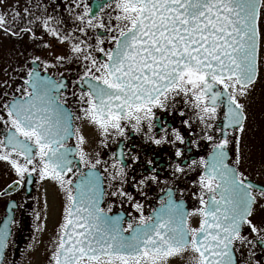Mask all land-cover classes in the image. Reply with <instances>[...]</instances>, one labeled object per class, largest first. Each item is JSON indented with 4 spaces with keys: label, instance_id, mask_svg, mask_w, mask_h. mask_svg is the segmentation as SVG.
I'll return each instance as SVG.
<instances>
[{
    "label": "snow or ice",
    "instance_id": "1",
    "mask_svg": "<svg viewBox=\"0 0 264 264\" xmlns=\"http://www.w3.org/2000/svg\"><path fill=\"white\" fill-rule=\"evenodd\" d=\"M0 170V264H264V0H0Z\"/></svg>",
    "mask_w": 264,
    "mask_h": 264
},
{
    "label": "flooded vegetation",
    "instance_id": "2",
    "mask_svg": "<svg viewBox=\"0 0 264 264\" xmlns=\"http://www.w3.org/2000/svg\"><path fill=\"white\" fill-rule=\"evenodd\" d=\"M257 121H259V116L258 118H256ZM88 131V130H86ZM252 138L253 139V143L255 144V148L257 149V154L259 153V148H260V144H259V136L258 134L253 136L252 132L247 133L246 135V139L248 141V139ZM249 142V141H248ZM251 143V142H249ZM3 171L0 170V189H3L4 187H6L7 183H10L11 178L4 183L5 180ZM38 186L36 184H33L31 186V196L32 197H36V191L38 190ZM47 190L48 193H53L54 189L51 185L47 184ZM13 198L16 199L17 201H20L21 196L23 195V193H13ZM6 199H0V222H2L3 218H4V211H5V203H6ZM43 203L39 200H29L28 204L26 205V209H25V213L23 214V216L19 215L17 216L18 219H22L24 221V225L21 229L17 230V229H13V236L10 237V248L8 249L9 252V259L10 260H15L17 262V264H21L22 259H24V257L27 255V253L29 252L28 250V245L30 243H33V233L31 231V220L32 217L28 215V213H30L32 211L33 207H36L38 210L42 208ZM189 206H191V202L189 201ZM59 216V215H58ZM54 217V216H53ZM57 219L56 215L55 218L52 219V223L53 220ZM50 222V219L48 221V224ZM52 223L50 222V225H52ZM36 236L38 239H41V241H45L46 237L48 236V233H44L43 235L36 233Z\"/></svg>",
    "mask_w": 264,
    "mask_h": 264
},
{
    "label": "rangeland",
    "instance_id": "3",
    "mask_svg": "<svg viewBox=\"0 0 264 264\" xmlns=\"http://www.w3.org/2000/svg\"><path fill=\"white\" fill-rule=\"evenodd\" d=\"M258 116L259 115H257L256 118H258ZM248 141L251 142V143L254 142L253 139L250 138V137H249ZM256 150L257 149L255 148V151ZM256 153H257V151H256ZM9 179H10V177L5 178L4 183H6ZM45 189H47V184H44V185L40 186L38 188V190L36 191L37 198H39V200L42 203H43L44 196H45ZM52 194L53 193H50V194L48 193L49 203L53 207V214H51L50 218H49L51 223H52V219L55 218V215H56V218L58 219L59 202H60V197L59 196H57L55 201H53ZM50 222L48 224V229H49V231L47 232L48 236L46 237L45 241H42L41 244L37 245V247L34 250L31 251V254H29V252H28L27 255L24 257V259H22L21 264H44V257L46 255L45 248L48 245V239H49V236L51 234V229L53 227V223H52V225H50ZM53 222H54V220H53ZM39 240H41V239H39Z\"/></svg>",
    "mask_w": 264,
    "mask_h": 264
}]
</instances>
